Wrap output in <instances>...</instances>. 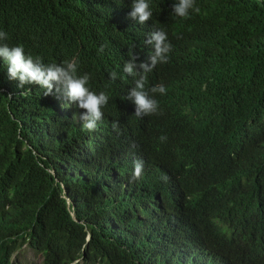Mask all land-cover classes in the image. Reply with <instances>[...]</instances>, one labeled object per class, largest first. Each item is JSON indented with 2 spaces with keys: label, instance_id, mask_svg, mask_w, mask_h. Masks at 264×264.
Returning a JSON list of instances; mask_svg holds the SVG:
<instances>
[{
  "label": "trees",
  "instance_id": "trees-1",
  "mask_svg": "<svg viewBox=\"0 0 264 264\" xmlns=\"http://www.w3.org/2000/svg\"><path fill=\"white\" fill-rule=\"evenodd\" d=\"M175 2L151 0L153 14ZM132 3L0 0L4 42L45 64L76 58L89 88L109 96L87 132L66 98L20 87L0 60V264H16L25 246L42 264H231L207 253L224 233L247 264L264 255V0H200L199 12L167 22L170 62L145 83L166 94L149 92L158 113L130 127L122 120L138 77L123 68L152 45ZM137 160L144 170L133 179ZM158 163L165 171L152 170ZM205 193L227 227L201 228ZM171 209L183 226L169 222Z\"/></svg>",
  "mask_w": 264,
  "mask_h": 264
},
{
  "label": "clouds",
  "instance_id": "clouds-1",
  "mask_svg": "<svg viewBox=\"0 0 264 264\" xmlns=\"http://www.w3.org/2000/svg\"><path fill=\"white\" fill-rule=\"evenodd\" d=\"M199 3L200 0H196V2L195 0H176L172 8L160 11L154 15L151 0H133L129 13L130 18L139 24L147 23L151 28L147 42L152 45L149 46L150 56L146 61L138 64L136 62L137 57L133 56L124 65L123 71L128 75L138 77V79L135 81V87L131 88L126 97V99L132 101L133 111L130 109L128 112L129 119L122 120V124L131 127V123L143 121L158 113L159 103L154 98V95H150L149 92L152 94H166V88L164 85L158 84L146 91L145 83L147 74L157 64L163 66L170 62L172 45L165 25L169 21H183L181 18L188 17L192 10L199 12L200 10L197 7ZM6 40L7 33L0 31V60L7 65L9 79L19 81L20 87L38 85L46 90L45 96L52 95L55 90L56 94L62 95L68 100L66 103L71 106L69 110L73 111L76 122L87 132H97L104 118L105 110L103 109L109 102V96L105 92L96 93L89 88V75L87 73L78 75V60L73 58L64 61L62 64H45L41 57H34L30 53H26L22 45L9 46L8 43L4 42ZM101 51H103L102 48ZM116 76L115 72L110 74V78L113 80L116 79ZM160 140L165 141L166 137L161 136ZM158 165L159 167L156 165L152 166V170L159 172L161 168V170L165 171L159 163ZM143 170V160L135 161L133 179H139L143 174ZM162 179L166 181L168 178L163 176ZM200 212L205 217H208L207 220L199 223L202 229L206 230L205 221L208 222L209 220L221 227H227V224H219L220 220L226 222L228 217L219 218V203L212 198L211 194L205 193L203 195ZM187 215L191 217L188 213ZM236 217L238 216L236 215ZM167 218L170 223L175 220L177 228L184 225L185 217L182 211L171 209ZM224 234L219 235L216 239L219 250L212 247V249L207 251L208 255L213 257V259L222 258L228 260L231 264H247L248 259L243 255V252L231 250L229 247L233 233ZM192 247L196 251V248ZM23 249H29L39 255L41 260L37 264L43 263L44 258L41 254L36 253L27 246ZM16 262V264L19 263L18 259H16ZM218 264L224 263L219 262ZM252 264H264V255L261 256L259 261Z\"/></svg>",
  "mask_w": 264,
  "mask_h": 264
},
{
  "label": "rangeland",
  "instance_id": "rangeland-1",
  "mask_svg": "<svg viewBox=\"0 0 264 264\" xmlns=\"http://www.w3.org/2000/svg\"><path fill=\"white\" fill-rule=\"evenodd\" d=\"M40 260V256L29 249H23L18 255V264H37Z\"/></svg>",
  "mask_w": 264,
  "mask_h": 264
}]
</instances>
